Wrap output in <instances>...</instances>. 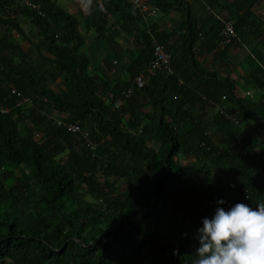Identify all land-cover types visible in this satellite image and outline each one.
Here are the masks:
<instances>
[{"label":"trees","instance_id":"1","mask_svg":"<svg viewBox=\"0 0 264 264\" xmlns=\"http://www.w3.org/2000/svg\"><path fill=\"white\" fill-rule=\"evenodd\" d=\"M25 1L0 0V108L10 110H0V264H188L193 234L218 198L226 208L264 202V20L253 10L260 0L225 5L237 38L224 49L214 13L201 27L181 0H146L161 16L183 6L176 29L130 0H95L83 29L54 0ZM203 1L217 14L227 2ZM91 29L112 46L96 74L84 50ZM155 42L172 54L174 74L151 68ZM242 46L259 103L205 71L196 53L206 47L223 57ZM142 73L146 84L135 88ZM58 79L60 91L52 87ZM60 117L82 131L58 126Z\"/></svg>","mask_w":264,"mask_h":264},{"label":"clouds","instance_id":"2","mask_svg":"<svg viewBox=\"0 0 264 264\" xmlns=\"http://www.w3.org/2000/svg\"><path fill=\"white\" fill-rule=\"evenodd\" d=\"M226 204L224 197L218 198L214 214L202 217L201 226L193 234L197 246L188 264H264V202L253 206L240 201L227 208Z\"/></svg>","mask_w":264,"mask_h":264},{"label":"crops","instance_id":"3","mask_svg":"<svg viewBox=\"0 0 264 264\" xmlns=\"http://www.w3.org/2000/svg\"><path fill=\"white\" fill-rule=\"evenodd\" d=\"M57 3L63 5L64 7L68 8L73 14H75L81 21H82V28H85V19L90 14V7L95 3V0H54ZM174 3L178 2L179 0H170ZM176 1V2H175ZM179 4L182 3L184 7H189L192 16L195 18L197 23H200V26H210L209 22L201 23L199 19L205 16H207L208 11H211V13H214V16L217 17H229V13L225 11L224 7L225 5L233 2L234 0H227V2H221V7H218L219 9H223V12L215 13L214 10L210 9V7L205 4L203 0H181ZM183 6L180 5V7H177L178 9L174 12H171L167 15H162L161 22L162 25H164L165 28H171L176 29L181 24H183L184 18H186V13L183 11ZM254 13L256 16L264 20V0L258 1V3L254 7ZM160 20V19H159ZM22 26L24 27L25 22L22 21ZM36 29V28H34ZM29 31V30H27ZM96 32L94 29L89 30V33L86 37L85 46L90 52L91 55L96 57V65L98 66L101 63V60L97 57L99 56V52L103 51L105 54L108 55L111 52L112 46L111 43L108 42V38L106 39H100L96 40ZM119 36V35H118ZM118 42H121L122 44L125 43L124 47L126 49L127 45H130L131 42L127 40V37L124 35H120L117 38ZM24 48L28 49L29 44L27 42L23 43ZM264 51V46L262 45L260 47ZM248 49L246 47H236L232 50H230L225 56L219 57L215 55L213 52H210L204 48H200L197 50L198 54V61L203 66L204 70L207 72H215L218 76L222 78H230L231 80L235 81L237 83V88L239 92L242 94V96H245L248 91H253L254 94H256V91L254 89H249L248 85L250 83H247V80H249V73L250 69L247 63V57H248ZM103 54L100 56H104ZM111 55V54H110ZM125 66V65H124ZM109 76V75H108ZM54 89L63 90V87L61 85L60 79L57 80L56 84L52 86ZM57 87V88H56ZM248 96V95H247Z\"/></svg>","mask_w":264,"mask_h":264},{"label":"built area","instance_id":"4","mask_svg":"<svg viewBox=\"0 0 264 264\" xmlns=\"http://www.w3.org/2000/svg\"><path fill=\"white\" fill-rule=\"evenodd\" d=\"M131 3H133L140 11L143 15H150L151 18H153L154 20L159 19L161 16V11L160 9L151 4V3H147L146 0H130ZM27 4H31V3H27ZM219 20H221V23L223 24L222 28H221V37L222 40L219 43V47L220 48H224L225 46H227L229 43H231V41L237 37L236 34V30H235V24L234 21L232 20H223L221 17H218ZM154 59L151 63V68L153 70H159V71H164L167 72L168 74H174V68H173V58H172V54L166 49V47L164 46V44L159 43V42H155V46H154ZM146 84V80H145V75L142 73L140 75H138L133 82V85L135 86V88H143ZM132 90L133 88H130V90H128L127 92H124L120 98L118 100L115 101L114 103V109L115 110H120L121 107L123 106V104L131 97L132 94ZM248 95L252 96L253 92L252 91H248L247 92ZM114 96L112 94H110V99H113ZM27 99H24L23 102H27ZM21 102V103H23ZM19 103V104H21ZM0 110L3 113H8L10 110L6 109V108H0ZM220 113L222 115H224L226 118H228L229 120H231V122L237 124L238 123V117L234 114H230L226 111L225 108H221L220 109ZM57 124L60 127H64L67 129V131L71 132V133H79L81 132V127L76 124V123H66L65 120L63 119H57ZM85 137H88V134L85 135ZM87 146L91 149H95V145L92 141H90L89 139L87 140Z\"/></svg>","mask_w":264,"mask_h":264},{"label":"rangeland","instance_id":"5","mask_svg":"<svg viewBox=\"0 0 264 264\" xmlns=\"http://www.w3.org/2000/svg\"><path fill=\"white\" fill-rule=\"evenodd\" d=\"M22 24H23V22H22ZM31 26L28 24V23H25L24 24V28L26 29V30H30L31 28H30ZM83 29V28H82ZM85 32V31H84ZM84 50L87 52V55L89 56V58L91 57L92 58V64H90V67H89V71H90V73L91 74H96V73H99L98 71H96V69L98 68V66L96 65V61H93V60H95L96 59V57H94L93 55H91V52L86 48V47H84ZM98 54H100V55H104L105 53L103 52V51H101V52H99ZM98 59L99 60H102V56H98L97 57V61H98ZM248 88L249 89H252V86H250V85H248ZM252 91V90H251ZM253 92V91H252ZM248 94L246 93V95L244 96V98H246L248 101H250V102H257V103H259V99L261 98V95H262V92H259V93H257L256 92V94H254V92H253V94H252V96H250V95H248Z\"/></svg>","mask_w":264,"mask_h":264}]
</instances>
